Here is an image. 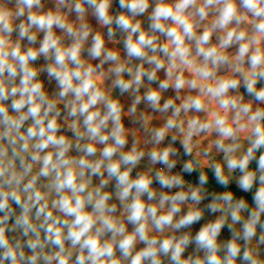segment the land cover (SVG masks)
I'll return each instance as SVG.
<instances>
[{
    "label": "clouds",
    "instance_id": "clouds-1",
    "mask_svg": "<svg viewBox=\"0 0 264 264\" xmlns=\"http://www.w3.org/2000/svg\"><path fill=\"white\" fill-rule=\"evenodd\" d=\"M0 264H264V0H0Z\"/></svg>",
    "mask_w": 264,
    "mask_h": 264
},
{
    "label": "trees",
    "instance_id": "trees-1",
    "mask_svg": "<svg viewBox=\"0 0 264 264\" xmlns=\"http://www.w3.org/2000/svg\"><path fill=\"white\" fill-rule=\"evenodd\" d=\"M114 10H118V2L115 4ZM190 179H195V176L190 177ZM247 195H248L249 200H251V194H247Z\"/></svg>",
    "mask_w": 264,
    "mask_h": 264
},
{
    "label": "crops",
    "instance_id": "crops-1",
    "mask_svg": "<svg viewBox=\"0 0 264 264\" xmlns=\"http://www.w3.org/2000/svg\"><path fill=\"white\" fill-rule=\"evenodd\" d=\"M114 7H115V4H114ZM223 235H224V237H227L228 234H227V232H225Z\"/></svg>",
    "mask_w": 264,
    "mask_h": 264
}]
</instances>
